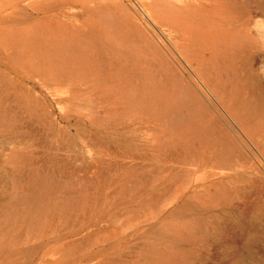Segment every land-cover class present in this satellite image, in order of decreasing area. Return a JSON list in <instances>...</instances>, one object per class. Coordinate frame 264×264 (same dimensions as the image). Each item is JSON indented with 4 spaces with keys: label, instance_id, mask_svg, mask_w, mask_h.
I'll use <instances>...</instances> for the list:
<instances>
[{
    "label": "rangeland",
    "instance_id": "1",
    "mask_svg": "<svg viewBox=\"0 0 264 264\" xmlns=\"http://www.w3.org/2000/svg\"><path fill=\"white\" fill-rule=\"evenodd\" d=\"M159 257L264 264V0H0V264Z\"/></svg>",
    "mask_w": 264,
    "mask_h": 264
},
{
    "label": "bare ground",
    "instance_id": "2",
    "mask_svg": "<svg viewBox=\"0 0 264 264\" xmlns=\"http://www.w3.org/2000/svg\"><path fill=\"white\" fill-rule=\"evenodd\" d=\"M198 40V38H197ZM31 190V201H37L39 198H44L49 196L51 191L53 190L52 186L49 184H43L39 182H35L30 187ZM152 264H167L162 257L157 258Z\"/></svg>",
    "mask_w": 264,
    "mask_h": 264
}]
</instances>
